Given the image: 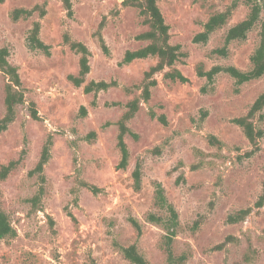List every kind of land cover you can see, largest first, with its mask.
Here are the masks:
<instances>
[{"label":"rangeland","instance_id":"374dc122","mask_svg":"<svg viewBox=\"0 0 264 264\" xmlns=\"http://www.w3.org/2000/svg\"><path fill=\"white\" fill-rule=\"evenodd\" d=\"M46 1L43 18L34 15L19 21L10 17L14 7L29 8L43 0H6L0 4V46L9 47V60L18 66L26 88V103L18 105L15 121L0 134V165L18 158L24 150L18 168L0 180V204L17 230L15 238L0 240V264H133L119 249L133 243L150 264H165L158 246L164 231L144 219L146 212L153 210L155 180L164 185L178 210L182 226L177 246L190 248L186 264H264V205H256L264 195V135L258 139V149L253 150L243 129L232 121L246 115L264 91V75L237 85L233 77L222 72L203 93L206 79L196 71L199 65L204 70L217 64L242 70L251 67L250 57L260 42L264 0H254L262 6L260 21L245 39L228 44L227 30L250 11L247 0L237 1L228 23L205 43L194 42L195 35L204 30L212 14L234 0H159L170 26L169 41L181 45L184 52L175 66L190 81L166 80L164 72L154 75L158 84L151 88L150 100L141 99L139 111L128 122L138 137L125 136L130 151L125 170L116 167L120 159L116 122L125 107L106 103H126L140 97L144 72L157 57L123 65L119 62L127 49L148 43L135 39L148 26L138 8L126 0H72V18L61 0ZM37 19L41 22L40 37L51 45L50 55L27 46L28 31ZM102 20L109 56L93 35ZM65 31L92 51L87 80L117 82L98 94L95 107L91 105L93 94L85 93L83 86L75 87L67 78L78 72L79 55L64 43ZM220 48L226 53L216 51ZM6 82L0 72V118L5 114ZM31 101L36 103L39 120L30 115ZM82 105L88 108L84 117L79 113ZM152 111L156 117L151 116ZM160 114L166 115L167 124L157 118ZM253 120L264 131V108ZM92 130L97 134L87 140L85 136ZM209 135H215L222 145L210 144ZM49 138L51 154L44 166L46 180L41 182L29 171ZM137 160L143 163L140 191L133 189L131 176ZM181 174L185 181L177 182ZM83 182L95 185L98 191L93 192ZM41 187L40 201L34 205L30 198ZM247 208L251 212L244 220H228ZM129 216L142 223L141 235ZM195 221L199 225L194 230ZM224 242L221 249L216 248Z\"/></svg>","mask_w":264,"mask_h":264},{"label":"trees","instance_id":"16d2710c","mask_svg":"<svg viewBox=\"0 0 264 264\" xmlns=\"http://www.w3.org/2000/svg\"><path fill=\"white\" fill-rule=\"evenodd\" d=\"M6 0H0V4L5 3ZM63 6L67 10V15L72 18L74 15L72 0H61ZM238 0H234L231 5L227 6L223 11H217L212 14L204 24V30L197 33L194 37V42H207L210 35L217 29L223 27L228 23L232 16L233 10L237 7ZM250 3V11L247 16L241 21L231 26L226 33L225 43L228 44L234 40H243L246 38L248 32L260 21L262 6L254 0H247ZM126 3L135 6L139 10V16L142 17L143 24L148 26V29L137 34L135 39L139 41H148V43L142 47L136 49H127L119 62L120 65L129 64L136 59H145L156 56L157 62L151 65L144 72V79L139 88L142 90L140 97H133L126 103L121 101H113L106 103L109 106H123L125 110L122 112L120 118L116 122L118 127L117 146L120 150V159L116 165L117 169H127L130 162V151L125 140L126 134H130L134 138L138 137V134L131 130L128 126V122L136 115L141 107V99L144 102L150 100L151 88L158 84V80L154 78V75L159 72L163 73V78L170 81H180L186 83L190 81V78L186 76L178 67L175 66L176 62L184 55L181 50V45L170 43V26L166 23L164 15L158 4L159 0H126ZM47 14V1L43 0L42 3H36L32 7H14L10 12V17L13 21H19L20 19H28L34 15H37L39 19L43 18ZM34 20L27 35V46L33 51H41L47 55L51 54V45L46 43L40 37L41 22L40 20ZM105 26V20H102L99 24V28L94 32V36L99 42V46L102 52L109 56L110 48L102 35L103 27ZM64 43L67 44L72 51L79 55V70L77 73L68 74V80L75 86H83L85 93H92L93 99L91 105L93 107L98 105V94L103 91H107L110 88L117 86V82L101 80H87V75L91 71L90 57L92 51L89 46L78 39L71 36L69 31L63 33ZM221 54H225V48L217 49ZM10 49L7 46H0V72L7 78L5 86V114L0 118V134L6 131L10 124L13 123L17 117L18 105L26 103L25 90L23 81L21 79L18 66L14 65L9 60ZM251 67L248 70H242L234 65H214L208 70H204L201 65L196 67L197 75L206 79V84L202 86L201 91L206 93L208 86L212 85L216 75L219 73H227L233 77L237 85L258 79L264 75V18L261 20L260 29V42L250 57ZM168 68V69H166ZM127 90L130 88L127 87ZM264 108V91L259 94L246 115L235 117L232 121L239 125L245 133L248 140L254 146L253 150L258 149V139L264 135V131L261 128H257L254 123V117L256 114L261 113ZM30 115L33 119L39 120L40 116L36 108V103L31 101L29 105ZM80 115L86 116L88 114V108L85 105L81 106ZM207 115V111L203 112V116ZM263 116V114H260ZM152 117H156L155 112H151ZM163 124H167V118L165 114H160L157 117ZM95 130L90 131L85 138L91 140L96 136ZM209 143L212 145L221 146L222 141L215 135L208 136ZM52 138H49L46 144L43 146L41 156L36 163L35 167L29 171V175L37 174L41 182H45L44 166L48 162L51 154ZM251 150V153L252 151ZM24 150L21 155L16 159H11L7 163L0 165V180H5L8 176L15 171L21 164L23 159ZM196 168L197 165H193ZM133 179V189L140 191L143 187V163L140 160L136 161V164L131 172ZM185 181V177L181 174L177 180ZM85 187H88L93 192L98 191V187L95 185L83 182ZM154 192L152 207L153 210L146 212L144 215L145 221L155 224L162 228L164 234L159 239V249L165 255V264H186L189 255L190 248L188 246L185 249H180L177 246V232L181 228V222L179 218L178 210L175 205L169 200L164 185L159 181L153 182ZM43 187L41 190L30 198V201L37 205L40 201ZM0 191V198H1ZM257 207L264 205V195L260 197L256 203ZM251 212V208L240 209L235 214L229 216L228 220L233 222L242 221ZM69 216L76 221V217L69 213ZM129 222L137 231L138 235L142 233V223L135 216H129ZM199 225L198 221H195L192 229H197ZM17 236V230L13 226L9 214L4 210L0 204V240L15 238ZM232 239V238H231ZM229 239L228 241H231ZM225 245L221 243L216 246L217 249H221ZM125 259L133 264H150L148 259L139 250L138 246L133 243L130 245L119 246Z\"/></svg>","mask_w":264,"mask_h":264}]
</instances>
